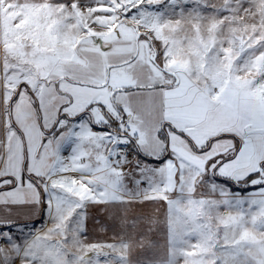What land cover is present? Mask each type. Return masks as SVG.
I'll use <instances>...</instances> for the list:
<instances>
[{
  "label": "snow or ice",
  "instance_id": "1",
  "mask_svg": "<svg viewBox=\"0 0 264 264\" xmlns=\"http://www.w3.org/2000/svg\"><path fill=\"white\" fill-rule=\"evenodd\" d=\"M161 210L159 264H264V0H0V264H132Z\"/></svg>",
  "mask_w": 264,
  "mask_h": 264
},
{
  "label": "rangeland",
  "instance_id": "2",
  "mask_svg": "<svg viewBox=\"0 0 264 264\" xmlns=\"http://www.w3.org/2000/svg\"><path fill=\"white\" fill-rule=\"evenodd\" d=\"M88 0H82V3H87ZM162 7V6H161ZM87 221L85 235L87 240L90 242L96 241H111L115 238L123 236L127 238L129 235L133 240L140 237L141 233L144 231L141 227L129 230L125 229L119 219L114 218V215L109 211L105 210L102 205L90 206L87 210ZM159 216V226L154 227L147 235L144 237L143 247H134L129 259L132 264H159V262L164 258L166 250V236L164 232V216L163 210L158 213ZM26 223V222H19ZM24 224H20L21 226ZM35 224L36 227H40L42 224V217L35 221L29 222L27 225L30 227ZM12 235H27L28 229H25L21 234L13 227ZM9 235L8 228L0 229V244L4 243V238ZM101 260L112 259V257H101Z\"/></svg>",
  "mask_w": 264,
  "mask_h": 264
},
{
  "label": "crops",
  "instance_id": "3",
  "mask_svg": "<svg viewBox=\"0 0 264 264\" xmlns=\"http://www.w3.org/2000/svg\"><path fill=\"white\" fill-rule=\"evenodd\" d=\"M15 216L17 217V223L35 221L41 217L40 213H37L35 216L30 218L27 208H23L19 212L15 213Z\"/></svg>",
  "mask_w": 264,
  "mask_h": 264
},
{
  "label": "trees",
  "instance_id": "4",
  "mask_svg": "<svg viewBox=\"0 0 264 264\" xmlns=\"http://www.w3.org/2000/svg\"><path fill=\"white\" fill-rule=\"evenodd\" d=\"M29 222H26L25 224H28ZM19 224H24V223H19Z\"/></svg>",
  "mask_w": 264,
  "mask_h": 264
}]
</instances>
